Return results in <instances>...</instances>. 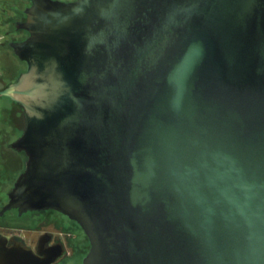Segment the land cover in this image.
Returning a JSON list of instances; mask_svg holds the SVG:
<instances>
[{"label": "water", "instance_id": "95a60500", "mask_svg": "<svg viewBox=\"0 0 264 264\" xmlns=\"http://www.w3.org/2000/svg\"><path fill=\"white\" fill-rule=\"evenodd\" d=\"M22 28L0 213H64L83 264H264V0H33Z\"/></svg>", "mask_w": 264, "mask_h": 264}, {"label": "flooded vegetation", "instance_id": "af4514ba", "mask_svg": "<svg viewBox=\"0 0 264 264\" xmlns=\"http://www.w3.org/2000/svg\"><path fill=\"white\" fill-rule=\"evenodd\" d=\"M21 4H33V0H0V50L11 52L26 66L7 42L24 39V28L13 30V18H21ZM10 148L25 158L21 170L9 175L10 188L0 189V207L7 203V190L12 189L26 162L23 151ZM89 249V239L81 226L58 210L19 213L12 208L0 213V264H83Z\"/></svg>", "mask_w": 264, "mask_h": 264}, {"label": "rangeland", "instance_id": "374dc122", "mask_svg": "<svg viewBox=\"0 0 264 264\" xmlns=\"http://www.w3.org/2000/svg\"><path fill=\"white\" fill-rule=\"evenodd\" d=\"M26 69V66L14 59L11 52L0 50V89L14 82L15 73ZM22 131L23 112L20 106L10 99L0 97V182H4L0 183V189L4 186L5 189L10 188L9 175L22 168L25 156L10 148L12 139L18 138Z\"/></svg>", "mask_w": 264, "mask_h": 264}]
</instances>
